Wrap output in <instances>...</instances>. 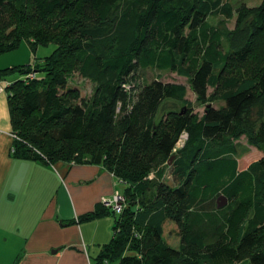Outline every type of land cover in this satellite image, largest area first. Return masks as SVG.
<instances>
[{"label":"trees","instance_id":"obj_1","mask_svg":"<svg viewBox=\"0 0 264 264\" xmlns=\"http://www.w3.org/2000/svg\"><path fill=\"white\" fill-rule=\"evenodd\" d=\"M232 12L228 0H0V54L22 41L32 50L56 44L39 62L0 70V77L24 74L6 87L14 153L101 160L125 185L122 210L106 208L113 236L96 264H264V154L240 170L233 142L247 134L252 145L264 144V1L239 9L225 33L208 21ZM233 61L257 65L228 75ZM136 68L187 75L202 103L208 87L219 88L224 105H206L200 116L168 110L173 122L165 128L156 115L169 101H185L186 85L127 82ZM31 70L34 77L25 78ZM74 71L94 83L91 102L66 87ZM140 87L141 100L114 124L118 104L125 107ZM182 132L187 138L173 156ZM172 156L181 186L145 181L151 169L159 177L158 163ZM220 195L227 201L218 207ZM168 219L179 227L177 247L163 237Z\"/></svg>","mask_w":264,"mask_h":264},{"label":"crops","instance_id":"obj_2","mask_svg":"<svg viewBox=\"0 0 264 264\" xmlns=\"http://www.w3.org/2000/svg\"><path fill=\"white\" fill-rule=\"evenodd\" d=\"M16 58L0 62V70L22 62ZM12 75L0 79L18 78ZM12 133L8 91H3L0 264H96L102 246L113 236L114 218L101 200L122 192L120 181L101 160L49 162L15 154ZM99 208L103 214L85 216Z\"/></svg>","mask_w":264,"mask_h":264},{"label":"rangeland","instance_id":"obj_3","mask_svg":"<svg viewBox=\"0 0 264 264\" xmlns=\"http://www.w3.org/2000/svg\"><path fill=\"white\" fill-rule=\"evenodd\" d=\"M232 6L233 12L231 16H225V15H212L208 17V21L218 30H220L222 33H225L226 31L232 29L235 25L236 16L239 9H242L243 7L246 9L252 8L254 6L259 5L264 0H228ZM56 47V44L54 42H47L43 44L37 45L35 50H32L29 45L22 41L20 45L9 52H6L5 55L0 56V62L5 63L7 61H16L18 56L22 62L19 64H14L12 66H19V65H26L33 63V61L39 62L42 60L45 56L50 55L54 48ZM25 48V49H22ZM224 50H227L226 43L223 44ZM262 56H264V53H261ZM255 59H258L255 57ZM234 62V61H233ZM237 64L234 62L232 65H230L227 69V73L232 74L238 73L241 74H250L256 67V62H249L245 63L243 65ZM14 75L10 76L12 78H15L18 76V78L22 79L24 74H21L19 71L14 70ZM43 71H38L37 74L40 76H43ZM12 74L11 72L8 73V75ZM158 78L159 80L163 81H169V82H177L182 83L186 85L187 92L185 96V101H169L167 103V107L165 110H161L162 113H159L156 115L158 117L157 121L161 119V124L163 127L168 128L170 123L173 122L172 117L168 114V110L172 111H182V110H189L191 114H194L196 116H200L203 113L204 107L206 105H212L214 107H220L224 105V102L220 99H218V94L221 92V89L216 87H208V94L210 97V100H208L206 103H202L197 100L195 97L193 91L190 88L189 84V78L187 75L177 73L175 71L171 70H154V69H141L136 68L134 71H132L128 77H126L127 82L134 81L133 79L137 80H143V83H149L153 79ZM1 80V79H0ZM123 83L122 87L125 88L128 87V83ZM66 87L70 88H77L79 90V96L81 98L87 99L89 102H91V98L94 93V83H92L90 80L81 77L77 71H74L67 82ZM123 87V88H124ZM6 91V90H5ZM141 87L138 88L137 92L131 93L129 97L125 99L126 104L124 107H116V114L114 115V124L118 123V120L122 117L123 113H125V110H132L134 105L141 100ZM125 108V109H124ZM124 109V110H123ZM161 115V116H160ZM119 129V124L114 125V130ZM184 134V132H182ZM120 139V138H119ZM186 140V139H185ZM185 140L182 139L181 135L177 139L174 147L172 148V154L173 156L178 152L179 148L183 146ZM234 146L236 149V155L238 161V168H244L247 166L251 161L258 159L262 154H264V144H262L260 147L254 146L249 142L248 135L242 134L240 137L235 139ZM171 158V157H170ZM165 159L164 161L158 163L157 168L161 170V175L159 177H156L154 170H150L146 177H144L145 181L148 182H159L164 184L169 189H173L175 187L181 186L183 183V177L181 175H174L173 174V166L171 164L172 159ZM118 182V179H117ZM118 189H121V191L124 190L125 185L121 182L118 184ZM216 204V199L210 200L209 202L205 203L203 206L204 208H212ZM136 208L135 205H132V209ZM113 215V214H112ZM114 216V215H113ZM114 221V220H113ZM164 240L170 244L173 247H177L179 245V227L178 225L172 221L167 220L164 224V234H163Z\"/></svg>","mask_w":264,"mask_h":264},{"label":"built area","instance_id":"obj_4","mask_svg":"<svg viewBox=\"0 0 264 264\" xmlns=\"http://www.w3.org/2000/svg\"><path fill=\"white\" fill-rule=\"evenodd\" d=\"M34 74H35V72L33 70H31L25 76V78H33L34 77ZM11 83L12 82L10 80H0V92L5 91L6 90V87L9 86ZM128 87L130 88L129 85H128ZM125 89H128V88H125ZM12 135H13L14 138H18V136H17L16 133H12ZM181 137H182L183 140H185L187 138V134L184 132V134H181ZM101 202H102V204L104 206L112 209L113 211H115V213H118V212H120L122 210L123 204L125 202V197L122 194V192L115 191L114 194H113V196H112V198H110V199L102 198Z\"/></svg>","mask_w":264,"mask_h":264},{"label":"water","instance_id":"obj_5","mask_svg":"<svg viewBox=\"0 0 264 264\" xmlns=\"http://www.w3.org/2000/svg\"><path fill=\"white\" fill-rule=\"evenodd\" d=\"M173 156L170 158L172 159ZM227 199L224 195H220L218 198H217V206L220 207V206H223L225 203H226Z\"/></svg>","mask_w":264,"mask_h":264}]
</instances>
